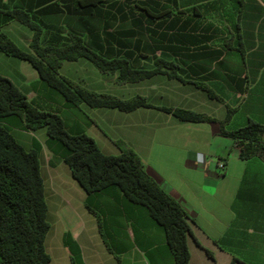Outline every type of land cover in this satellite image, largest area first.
<instances>
[{
  "label": "crops",
  "instance_id": "obj_1",
  "mask_svg": "<svg viewBox=\"0 0 264 264\" xmlns=\"http://www.w3.org/2000/svg\"><path fill=\"white\" fill-rule=\"evenodd\" d=\"M240 1L239 12V0H203L181 7L180 14L153 20L137 6L159 11L163 4L174 8L178 0H101L96 7H79L86 28L76 32L91 48L125 57L138 68L151 67L158 59L173 61L181 79L155 73L118 83L116 73L100 72L83 57L65 60L70 75L60 73L88 90L122 99L140 95L149 103L130 111L85 104L87 117L73 115V125L83 128L105 154H118L114 141H123L157 185L182 206L189 218L190 264H264V158L249 156V145L223 134L219 124L228 107L236 110L227 130L249 119L264 124V0ZM44 7H34L32 15L42 18ZM31 91L25 96L36 97L37 103H31L37 107L53 103L38 87ZM163 108L214 120H184ZM51 159L42 152L50 193L68 186L77 195L78 208L82 205L91 215L90 224L95 220L93 236L80 232L82 222L73 226L79 264H174L163 229L144 207L129 202L114 185L87 194L69 168L60 165L61 156ZM85 202L100 216L104 233Z\"/></svg>",
  "mask_w": 264,
  "mask_h": 264
},
{
  "label": "trees",
  "instance_id": "obj_2",
  "mask_svg": "<svg viewBox=\"0 0 264 264\" xmlns=\"http://www.w3.org/2000/svg\"><path fill=\"white\" fill-rule=\"evenodd\" d=\"M54 0H19L1 12L7 20H16L32 31L29 48L23 50L3 31H0V51L28 61L39 79L57 91L69 105L81 103L89 107L116 108L130 111L149 106L144 97L135 95L122 99L108 93L88 90L61 75L58 69L65 60L80 57L89 60L100 72L116 73L118 83L134 82L155 73L181 79L175 62L158 59L148 68H138L125 57L107 56L91 48L78 32L69 33V41L56 46L41 44L43 21L33 19L31 9L55 3ZM101 0H79L81 7L97 6ZM203 0H178L174 8L163 4L159 11L150 5L137 6L148 19H159L182 13L181 7ZM238 12L241 1L239 0ZM132 7H135L132 5ZM45 8V7H44ZM46 9V8H45ZM202 85V84H199ZM184 120L200 121L214 118L180 108H163ZM235 108H227L219 120L221 132L238 143L249 145V156L264 158V124L249 119L235 129H225ZM14 116L24 129L44 127L47 141H56L63 149L61 158L68 166L71 177L87 193L116 186L131 203L143 206L148 215L163 229L164 238L174 264H190L187 237L190 235L189 218L182 206L161 189L146 172L140 158L123 141H114L118 154L103 153L95 140L84 131L71 133L65 129L62 117L40 109L29 102L25 94L8 78L0 75V264H48L45 237L50 228L47 220V202L44 181L40 171L41 146L34 139L33 146L25 147L4 120ZM101 229L100 216L90 208ZM69 238V239H68ZM71 264L81 261L78 245L66 234ZM75 252V253H74ZM74 253V254H73Z\"/></svg>",
  "mask_w": 264,
  "mask_h": 264
},
{
  "label": "rangeland",
  "instance_id": "obj_3",
  "mask_svg": "<svg viewBox=\"0 0 264 264\" xmlns=\"http://www.w3.org/2000/svg\"><path fill=\"white\" fill-rule=\"evenodd\" d=\"M78 1L79 0H54L53 2L55 3H48L45 5V14L44 16H41L42 18L37 17V15L33 13L34 20L43 21L42 33L44 35L40 38L41 44L47 43L56 46L65 44L69 41L70 32L86 28L84 27L86 23L82 21L81 17H79L80 15L78 14L79 12H82L81 10H84L80 8L84 7H81ZM17 2H19V0H0V31L8 34L16 45L23 50H30L29 42L32 34L31 29L16 20H7L6 16H4L1 12L4 8L12 7V5ZM51 6H56V11L53 12ZM58 6L61 10L57 9ZM64 64V68L58 69V72L67 73L65 75L68 76L70 74L69 72H65V69L68 68L70 63L64 61ZM0 75L8 78L21 90L25 89L22 90L24 94L25 91H29V93H31L33 92L31 91L32 89H37L38 87L40 94L51 98L53 101L50 105L41 106L39 104V108L59 114L63 118L67 131L71 133L84 131L83 128H74L72 116L78 114L86 118L88 115L86 108L88 107L84 103L80 104L78 108H68L65 105L63 107V97L39 79L37 72L28 61L11 55H6L0 51ZM104 76L107 78L111 77V75L108 74H104ZM23 77H25V81H23ZM26 98L29 102H36V97L28 98L26 96ZM13 118L15 117L11 116L7 118L4 120V123L12 130L14 136L25 147H28L29 143L30 146H33L31 142L35 139L40 144L41 149L43 150L42 152H44V154H49L50 158H52L51 160H57V158L62 155L63 149L56 141H46L47 135L44 127H40L35 130L24 129L17 126L19 124L14 122L12 120ZM60 165L65 166V168L68 169L64 162L61 161ZM44 171L45 164L41 162V173L44 178V193L48 206L47 220L50 223V228L44 241L45 250L50 255V264H68V254L70 255L71 253L69 248L73 249V247L66 244V242L69 241L66 239V234H69L71 239L77 245V242L72 235V230L74 229L73 226H77L82 222L83 225L78 226L80 232L86 231L88 234L93 236L94 231H96V227L94 226L95 224L93 223L95 220L92 219V224H90L89 220L92 218L91 215H88L82 205L78 208L77 195L70 193L68 186L67 188L64 186H58L56 187L55 193L51 194L49 187L52 188V185L44 176ZM86 203L87 202H85V204ZM69 207L73 208L74 212H70ZM101 231L104 233L106 230L102 227ZM101 246L102 244L100 243V248ZM98 248L99 246H96L97 251Z\"/></svg>",
  "mask_w": 264,
  "mask_h": 264
},
{
  "label": "built area",
  "instance_id": "obj_4",
  "mask_svg": "<svg viewBox=\"0 0 264 264\" xmlns=\"http://www.w3.org/2000/svg\"><path fill=\"white\" fill-rule=\"evenodd\" d=\"M219 167H223V164L222 163H219Z\"/></svg>",
  "mask_w": 264,
  "mask_h": 264
}]
</instances>
